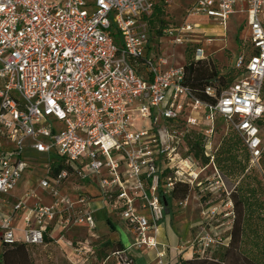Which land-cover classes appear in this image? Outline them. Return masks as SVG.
Wrapping results in <instances>:
<instances>
[{
	"label": "built area",
	"instance_id": "built-area-1",
	"mask_svg": "<svg viewBox=\"0 0 264 264\" xmlns=\"http://www.w3.org/2000/svg\"><path fill=\"white\" fill-rule=\"evenodd\" d=\"M159 2L0 0V141L7 144L0 152V264L5 249L17 244H54L68 264L90 263L91 240L98 237L86 187L120 215L133 237L130 248L156 249L165 212L160 194L170 196L177 185L204 188L199 176L219 148V122L259 163L264 0H196L182 24L167 26L153 41L150 19ZM234 14L245 15L249 31L234 63L240 75L220 94L206 87L209 101H202L160 45L192 47L193 60H205L195 21L225 25ZM194 132L204 165L195 156ZM35 167L44 198L30 188L17 195ZM73 228L88 233L86 245L69 241ZM203 239L206 248L226 246L208 234ZM111 257L113 264H134L124 249ZM164 258L157 252L155 264H168Z\"/></svg>",
	"mask_w": 264,
	"mask_h": 264
},
{
	"label": "rangeland",
	"instance_id": "rangeland-1",
	"mask_svg": "<svg viewBox=\"0 0 264 264\" xmlns=\"http://www.w3.org/2000/svg\"><path fill=\"white\" fill-rule=\"evenodd\" d=\"M161 1L163 6H168L166 9L169 12V25L175 27L182 24L186 15V10L189 9L196 0H170V5H165L163 0ZM226 24L227 28L225 36H223L224 38L215 37L210 45H206L209 46L207 52H211L212 54L211 57H208V61L213 63V66L219 74L233 72L236 74L237 79L240 73L234 69V63L239 56L240 51L243 50L241 49L242 46L240 47V44L242 45L243 41L249 38V31L245 25V15L234 14ZM152 39L155 41V36L152 37ZM198 40L206 42L204 38L203 40ZM160 47L163 56L169 60L170 65L183 66L185 64V53L186 50L189 49L188 47V49L185 47L173 48L167 42H163ZM190 49L193 50L192 47H190ZM220 123L222 122H219L216 126L217 134L214 139V142L219 145L218 152H216L217 154L215 153L216 156L214 155L213 164H210L199 176V179L204 181V188L194 189L188 187L189 192L186 198L179 199L183 187H178L177 191H175V197L173 196L170 207V212L175 211V215H177L176 220H181L182 218L187 220V228L191 235L190 244L187 246L190 245L193 249L194 255H199L200 257H211L216 248H206L204 245L206 241L203 239L206 237V234L215 240L219 239V243L221 241L224 245L228 244L229 232L236 215L232 195L244 176H249L250 178L256 175L258 177L262 184L264 199V167L261 161L256 165L251 163L248 158L246 162L241 139L238 135L234 136V132H232L231 128H225V125ZM261 131L264 144V120ZM191 135L193 138L191 141L192 145L195 146L196 143L202 144V142L200 143L198 132H194ZM230 139L238 141L239 143V150L237 151V167L246 168L242 174H239V171L232 174L227 170V166L225 165V161L230 154H233V151L226 148L222 149L221 146L224 143H230ZM6 148V142L0 141V152ZM195 151L201 153V147H199V149L196 148ZM201 158L202 157L199 156L197 159L203 162ZM26 175L30 181L29 183L35 187L37 180L41 178L40 167H35V170ZM216 175H219L223 181V191L216 190ZM243 182L245 184L246 180L244 179ZM247 183L253 185L251 180L247 181ZM76 185L75 182H72L71 185H69L70 192L74 191ZM85 193L92 197V199H95L92 202L100 203V198H95L97 193L93 189H88ZM101 209L102 210H99L98 213L94 214L95 231H93V234L99 237L98 241H100V244L104 247L106 242L110 241L106 235L112 234L111 228H113V224L115 225L117 223L116 221L121 220V218L119 214L111 213V210L113 209L108 206H105L104 208L101 207ZM88 236L89 235L86 231L74 228L66 234L69 241H76L80 244L87 243ZM86 243L84 245H86ZM27 256L29 264H68L65 260L66 256L63 250L54 244H49L46 247L29 249ZM104 257H109L105 264H113L110 249L106 247L103 248V250L97 254V257L93 258L88 264H103V262L106 261V258Z\"/></svg>",
	"mask_w": 264,
	"mask_h": 264
},
{
	"label": "trees",
	"instance_id": "trees-1",
	"mask_svg": "<svg viewBox=\"0 0 264 264\" xmlns=\"http://www.w3.org/2000/svg\"><path fill=\"white\" fill-rule=\"evenodd\" d=\"M167 9L162 5V1L155 6L154 13L150 19V25L153 30L154 36H158L162 29L166 28L170 24V18L168 17ZM264 25V14L262 17ZM189 48V49H188ZM185 53V64L183 65L184 80L183 85L186 86L191 93L202 101H209L205 95V89L208 86L215 88L216 93L220 94L226 90L236 79V74L229 72L227 74H219L213 63L205 60L194 61L193 50L188 47ZM241 49L246 50V46H242ZM261 100L264 104V81L261 89ZM263 120L259 121V126H263ZM237 134L234 133V136ZM2 135L0 133V140ZM239 140V139H238ZM230 143H224L221 148L229 149L233 151V154L228 156L225 161L227 170L232 174L239 171L242 174L245 171V167L238 168L237 151L239 150L238 141L229 140ZM243 152L246 156V162L249 155L241 141ZM199 149V143L194 146ZM218 152V151H217ZM217 154V153H216ZM196 158L199 157V153L195 152ZM216 156V155H215ZM264 167V150L260 159ZM204 162H207L204 159ZM63 168L60 165L55 171H59ZM221 168V167H220ZM246 180L244 184L243 180ZM251 180L253 185L247 183ZM178 187H183L179 199H185L188 195L189 189L185 185H177L170 196L160 194L161 202L164 199L166 206L165 211L169 210L175 197V191ZM235 206V217L231 225L229 232V242L226 246H220L212 253L211 257H200L199 255H193L191 259L179 260V264H264V199L263 188L261 181L256 175L253 177L244 176L232 195ZM89 238V237H88ZM45 242H49L47 235L44 236ZM99 237L96 240H91V245L94 248L93 255L96 258L103 248L110 249V252L122 250L123 247L119 242L107 241L104 247L100 244ZM74 241L73 244H75ZM35 247L25 246L17 244L8 247L3 252V258L5 264H29L28 250ZM106 258V257H104ZM106 258V261H108Z\"/></svg>",
	"mask_w": 264,
	"mask_h": 264
},
{
	"label": "crops",
	"instance_id": "crops-1",
	"mask_svg": "<svg viewBox=\"0 0 264 264\" xmlns=\"http://www.w3.org/2000/svg\"><path fill=\"white\" fill-rule=\"evenodd\" d=\"M194 24H196V32L194 38L202 40L203 38L205 39L206 42H202L201 46L203 47L201 48L203 49L206 58L211 57V52H207V48L209 46L206 45H210V43L214 41L215 37L225 36L227 24L221 25L216 22H210L206 19L196 20ZM241 46L242 45L240 44V47ZM25 188H30L37 191L39 197L41 199L44 198L43 193L40 190L36 189V186L34 187V185H31L28 181V178L21 182L16 194H20L21 191ZM88 189L93 188L86 187L82 192L85 193V191H87ZM93 200L95 199H92V201ZM96 203L97 202H91L90 204L93 210V216L95 213H98L99 210H102L101 207L104 208L101 202L97 204ZM145 215L147 217L149 216L147 212H145ZM176 219L177 215H175V211L170 212L169 209L164 212V219L157 227V232L155 235L157 248L153 250H137L134 248H130L133 237L129 232L127 226L121 220H117V223L115 225L113 224V228H111L112 234L106 236L112 242H119L122 245L123 249L127 251L128 256L132 259L134 264H155L156 253L161 251L165 253L164 261L166 263L179 264L180 259H191L194 255V252L190 245L187 246L188 244H190L189 242L191 237L190 232L187 228V220L185 218H182L181 220Z\"/></svg>",
	"mask_w": 264,
	"mask_h": 264
},
{
	"label": "water",
	"instance_id": "water-1",
	"mask_svg": "<svg viewBox=\"0 0 264 264\" xmlns=\"http://www.w3.org/2000/svg\"><path fill=\"white\" fill-rule=\"evenodd\" d=\"M162 203H163L164 206H166V203H165V200L164 199L162 200Z\"/></svg>",
	"mask_w": 264,
	"mask_h": 264
}]
</instances>
